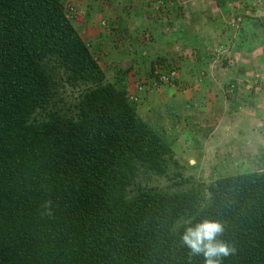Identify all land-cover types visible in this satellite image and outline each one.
Masks as SVG:
<instances>
[{"label":"trees","instance_id":"trees-1","mask_svg":"<svg viewBox=\"0 0 264 264\" xmlns=\"http://www.w3.org/2000/svg\"><path fill=\"white\" fill-rule=\"evenodd\" d=\"M50 59L96 85L74 116L33 120L55 85ZM103 79L62 0H0V264H205L181 239L205 218L234 249L220 264H264V168L216 178L205 200L194 181L129 194L140 168L175 161Z\"/></svg>","mask_w":264,"mask_h":264},{"label":"rangeland","instance_id":"rangeland-1","mask_svg":"<svg viewBox=\"0 0 264 264\" xmlns=\"http://www.w3.org/2000/svg\"><path fill=\"white\" fill-rule=\"evenodd\" d=\"M214 1L62 0L66 15L103 72L102 83L123 89L139 116L162 135L172 151L175 164H168L161 174L140 168L127 187L129 194L137 188L182 189L194 181L205 186V200L206 187L216 178L264 168V123L254 122V136H247L246 119L238 118L240 129L233 127L223 136L225 129H214L222 122L220 102L216 104L213 98L198 104L191 98L192 81L206 74L208 60L216 75L220 67L241 64L244 56L253 61L251 52L264 43V0H228L222 12ZM83 28L106 31L107 43L99 47L102 55L89 48L92 43L83 35ZM243 49L248 52L243 54ZM260 53L264 62V49L255 52ZM47 66L53 68L55 85L33 120L50 113L74 116L83 94L96 83L72 79L71 72L56 59H50ZM254 69L248 73L249 80L245 78L250 70L242 71L238 80L224 83L223 90L232 96L240 85L241 94L246 90L261 96L259 102L264 104V64L258 63ZM179 181L182 184L176 185Z\"/></svg>","mask_w":264,"mask_h":264},{"label":"crops","instance_id":"crops-1","mask_svg":"<svg viewBox=\"0 0 264 264\" xmlns=\"http://www.w3.org/2000/svg\"><path fill=\"white\" fill-rule=\"evenodd\" d=\"M214 2H215V5L218 6V9L222 12V8L225 2H228V0H215ZM225 10H227V7L225 8ZM208 16L209 14L206 15V17ZM223 17H224L223 18L224 20H227V15L226 16L223 15ZM118 18L123 19V15L120 13ZM117 22L119 23V21ZM122 25H125V23H123ZM255 30L256 29L252 30L251 33L253 34ZM82 31H84L83 35H85V38L92 43V46L91 47L89 46V48L95 49L96 51H98V54L102 55L101 53L102 48H99V47H102L100 43H104V44L107 43L106 38H105L107 34L106 31L103 29L100 30L99 28H83ZM130 33H131V30H128L129 35ZM131 35H132V38L134 39L133 37L134 34L131 33ZM194 39H197V38L195 37ZM263 40H264V36H263ZM98 41L100 42L97 43ZM186 41L188 42V40ZM261 48L264 49V43H262L261 45H257V48L253 50V52H251L253 53V61H250L248 58H246V56H244L242 57L243 60L241 64L239 62L238 64H236V66L231 64V67L230 66L220 67V70H219L220 73L216 75L213 74L212 63L209 62L208 60L207 61L208 68L205 71L206 74L200 76V78L199 76H196L192 81V86L190 88L191 93H192L191 98H193V101L195 103L197 102L198 104H201L202 99H205V102H207V100H211L213 98L216 99L215 100L216 104H218V102L221 103V104L219 103V105L222 107V110L224 112L222 111L219 114L222 117L221 123H223V126H221V123H220L217 126H215L214 129L219 130L220 127L225 129L222 131L223 136L228 134L233 127H237L238 129H240V120H238V118L246 119L243 125H244V129L246 131L247 136H251V135L254 136V132H253L254 130L253 127H255L254 122L259 121L260 123L261 122L264 123V120L261 119L264 117V110H259L260 106L264 108L263 102L262 101L259 102L260 100L259 97L261 96L254 97L250 93L247 94L246 90H244V92L241 94L240 85L238 86L237 91L234 92L232 96H230V94L228 92H225L222 87L224 86V83H227L229 79L238 80V78H240L241 76L240 73L242 71L245 72L246 70H250L246 72L247 75L245 78V80H249L250 76L248 77V75L250 74V72L252 73L253 70H255L254 68H256V64L258 63L264 64L263 60H261V57H260L261 53L258 56L257 54H255V52L261 51L262 50ZM243 50H245L243 51V54L248 52L246 51V49H243ZM238 57L240 60V52L238 53ZM242 65H244L245 68L244 67L242 68L241 67ZM248 65L249 67H247ZM237 83L239 84L240 81ZM211 127L212 126L207 128V131H209ZM239 135H240V130H239ZM253 139L257 140V138L255 137Z\"/></svg>","mask_w":264,"mask_h":264},{"label":"clouds","instance_id":"clouds-1","mask_svg":"<svg viewBox=\"0 0 264 264\" xmlns=\"http://www.w3.org/2000/svg\"><path fill=\"white\" fill-rule=\"evenodd\" d=\"M222 231L223 225L219 221L205 218L194 224L190 223L181 239L192 253L203 254L205 264H220L219 257L234 252V249L218 239Z\"/></svg>","mask_w":264,"mask_h":264},{"label":"built area","instance_id":"built-area-1","mask_svg":"<svg viewBox=\"0 0 264 264\" xmlns=\"http://www.w3.org/2000/svg\"><path fill=\"white\" fill-rule=\"evenodd\" d=\"M154 72H155V73H158V69H157V68H155V69H154Z\"/></svg>","mask_w":264,"mask_h":264}]
</instances>
